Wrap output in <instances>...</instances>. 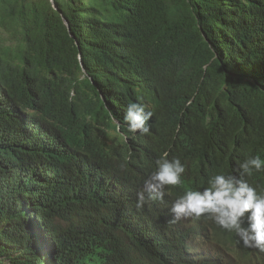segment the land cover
I'll list each match as a JSON object with an SVG mask.
<instances>
[{"label": "trees", "instance_id": "16d2710c", "mask_svg": "<svg viewBox=\"0 0 264 264\" xmlns=\"http://www.w3.org/2000/svg\"><path fill=\"white\" fill-rule=\"evenodd\" d=\"M141 98L146 135L123 120ZM165 152L182 182L137 209ZM250 155L264 0H0V264H264L206 217L170 222L216 173L264 191Z\"/></svg>", "mask_w": 264, "mask_h": 264}, {"label": "clouds", "instance_id": "9594fccd", "mask_svg": "<svg viewBox=\"0 0 264 264\" xmlns=\"http://www.w3.org/2000/svg\"><path fill=\"white\" fill-rule=\"evenodd\" d=\"M152 116L141 98L126 105L123 120L129 132L146 135L150 132L148 121ZM115 121L119 127L120 122ZM240 168L247 175L264 171V159L250 155ZM185 171L179 157L168 159V154L163 153L155 161V170L144 181L142 190L137 192L135 207L141 209L149 201L163 203L164 197L170 195L166 186L180 185ZM170 212L171 223L206 217L220 228L234 232L245 247L264 252V191H258L246 179L231 173H216L209 178L207 187L190 188L174 199Z\"/></svg>", "mask_w": 264, "mask_h": 264}, {"label": "water", "instance_id": "95a60500", "mask_svg": "<svg viewBox=\"0 0 264 264\" xmlns=\"http://www.w3.org/2000/svg\"><path fill=\"white\" fill-rule=\"evenodd\" d=\"M53 6L55 7V5L53 4ZM66 22V21H65Z\"/></svg>", "mask_w": 264, "mask_h": 264}]
</instances>
